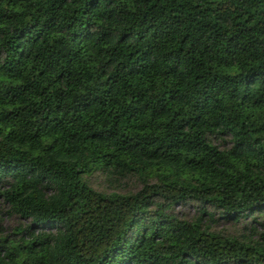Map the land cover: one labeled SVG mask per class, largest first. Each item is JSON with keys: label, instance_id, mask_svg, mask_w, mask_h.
Here are the masks:
<instances>
[{"label": "trees", "instance_id": "trees-1", "mask_svg": "<svg viewBox=\"0 0 264 264\" xmlns=\"http://www.w3.org/2000/svg\"><path fill=\"white\" fill-rule=\"evenodd\" d=\"M0 202V264H264V0H0Z\"/></svg>", "mask_w": 264, "mask_h": 264}, {"label": "rangeland", "instance_id": "rangeland-1", "mask_svg": "<svg viewBox=\"0 0 264 264\" xmlns=\"http://www.w3.org/2000/svg\"><path fill=\"white\" fill-rule=\"evenodd\" d=\"M87 176V181L91 187L103 192L116 191L120 193L132 192L138 189L139 182L134 177H128L121 181H112L102 171H92ZM197 206L191 201L176 204L173 209L176 215L183 219H191L197 215ZM5 207L0 202V227L3 233L9 231V229L18 224L19 221L16 217L7 215ZM216 215H214V219ZM205 220V216H204ZM214 231L222 234L239 235L241 222H234L233 220H223L217 218L215 221L205 222Z\"/></svg>", "mask_w": 264, "mask_h": 264}]
</instances>
